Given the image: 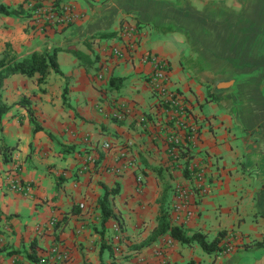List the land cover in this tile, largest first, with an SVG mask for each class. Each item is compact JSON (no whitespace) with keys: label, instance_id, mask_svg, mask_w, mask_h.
Instances as JSON below:
<instances>
[{"label":"crops","instance_id":"obj_1","mask_svg":"<svg viewBox=\"0 0 264 264\" xmlns=\"http://www.w3.org/2000/svg\"><path fill=\"white\" fill-rule=\"evenodd\" d=\"M27 2L0 0L17 10L0 13V59L57 50L60 74L0 84V264H264V0H61L80 18L44 28ZM150 52L168 64L180 119L199 129L194 148L150 88ZM172 133L182 137L178 165ZM198 162L204 195L189 176ZM17 180L29 190L11 191ZM180 187L194 193L183 223L173 213ZM114 190L102 225L98 202ZM162 221L232 250L156 235Z\"/></svg>","mask_w":264,"mask_h":264},{"label":"built area","instance_id":"obj_2","mask_svg":"<svg viewBox=\"0 0 264 264\" xmlns=\"http://www.w3.org/2000/svg\"><path fill=\"white\" fill-rule=\"evenodd\" d=\"M26 7L36 24L41 28L56 25L68 26L75 23L80 18L79 13L71 4L63 3L61 0H28ZM133 31L132 28L126 29V33L130 35ZM134 45L135 43L131 44V49L134 48ZM112 53L117 58L125 57V54L118 48H113ZM142 62L151 66L149 85L153 94L157 97L160 103L167 106L176 126L175 128L177 131L180 130L185 133V141L194 148L200 140V132L196 126H189L180 119V117L182 118L185 114L186 106L179 91L172 86V83L169 80V70L166 60L161 56L150 52L142 57ZM101 77L102 74L97 75L98 79H101ZM181 142L182 137L178 133H172L167 138V143L169 145L168 152L173 165H178L179 153L182 146ZM103 147L109 149L110 144L104 143ZM123 155V152H120V156L122 157ZM87 161L93 162V158L88 156ZM205 175L204 164L202 162L195 163L189 168L190 179L195 182L200 195H204L207 192ZM9 187L11 191L19 194H23L29 190L27 184L18 180L10 181ZM138 191H141L140 185H138ZM193 197L194 193L192 191L182 187L177 189V201L173 205V213L178 222L183 223L193 215ZM54 223L55 220L52 222V225H54ZM170 241L171 239L166 240V244H170ZM231 250V244L229 242L225 243L222 252L228 253ZM162 251L161 248L157 250L154 255L159 257L162 255ZM44 262V260H40L39 264H44Z\"/></svg>","mask_w":264,"mask_h":264},{"label":"trees","instance_id":"obj_3","mask_svg":"<svg viewBox=\"0 0 264 264\" xmlns=\"http://www.w3.org/2000/svg\"><path fill=\"white\" fill-rule=\"evenodd\" d=\"M0 13L12 15V14H17V10L16 9L7 10V8L0 5ZM115 36H116L115 33H105V34H99L98 37L109 38ZM56 51L57 50H53L52 52H47V53H40L35 51L21 58L8 57L7 54L4 55L0 59V84L3 79L14 74H22L27 77H32L35 74H37L39 76L38 77L39 84L44 82V79L46 78L47 74L50 71H53L56 74H60V70L56 62ZM65 91L66 90L64 89V95H63L64 99H65ZM18 104L27 108L30 121L32 122L33 125V132L35 133L37 130H39V126H37L35 122L33 112L29 109V101L21 100ZM3 112H4L3 109L0 110V117ZM115 193L116 190L110 192L105 191L102 198L98 202L102 225H104L105 222L114 215L110 205L111 202L110 196H113ZM164 219L165 217L162 216L161 220L164 221ZM163 221L159 226L158 230L156 231V235H160L167 232L169 237L182 244L197 243L206 253H211L216 249L221 252L224 250V246H218L220 240L217 238L208 241L206 239V236L200 233H195L192 236H187L181 226H176V225L172 226L169 225L168 222L164 224ZM187 264H193V262H188Z\"/></svg>","mask_w":264,"mask_h":264},{"label":"rangeland","instance_id":"obj_4","mask_svg":"<svg viewBox=\"0 0 264 264\" xmlns=\"http://www.w3.org/2000/svg\"><path fill=\"white\" fill-rule=\"evenodd\" d=\"M6 141H7L8 143H12V142H10V139H8L7 137H6Z\"/></svg>","mask_w":264,"mask_h":264}]
</instances>
